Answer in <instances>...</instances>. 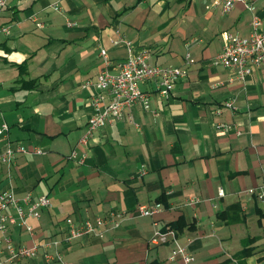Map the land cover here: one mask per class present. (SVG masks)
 <instances>
[{
    "label": "crops",
    "instance_id": "0c3cea01",
    "mask_svg": "<svg viewBox=\"0 0 264 264\" xmlns=\"http://www.w3.org/2000/svg\"><path fill=\"white\" fill-rule=\"evenodd\" d=\"M249 5L237 2L223 14L210 0H7L0 122L9 125L12 146L26 151L10 164L0 160V191L51 200L29 220L32 235L18 223L7 225V234L25 245L60 240L66 264H180L168 258L173 241L148 240L181 218L175 236L194 256L190 264H264V66L241 80L211 63L226 33L248 35L254 14L264 21V0ZM124 41L147 49L152 64L184 66L186 52L194 62L165 99L153 82H139L155 115L136 103L133 123H107L81 145L95 93L83 84L104 64L101 48L112 61L128 56ZM226 100L236 109L223 107ZM219 122L241 133L217 130ZM4 143L0 135V152ZM188 197L200 201L187 205ZM151 203L160 211L135 215ZM112 211L123 213L118 226L63 241L67 219L80 224ZM43 252L6 264H59L46 263Z\"/></svg>",
    "mask_w": 264,
    "mask_h": 264
},
{
    "label": "built area",
    "instance_id": "2783aa9c",
    "mask_svg": "<svg viewBox=\"0 0 264 264\" xmlns=\"http://www.w3.org/2000/svg\"><path fill=\"white\" fill-rule=\"evenodd\" d=\"M251 1L253 0H210V6L226 14L232 10L237 2H241L252 9V6L249 5ZM6 4L7 0H0V12ZM52 6L56 10L60 9L57 2H54ZM38 25H42V23H38ZM66 25L71 26L72 22L68 21ZM8 32L9 26L0 25V33L8 34ZM124 42L128 47V56L123 60L112 61L106 54V50L101 48L100 54L104 64L93 81L88 80L83 84V86L91 84L95 88V93L90 97L93 112L88 118L83 135L79 139L81 145H86L94 131L107 123L115 120L133 123L131 109L134 104L139 103L144 110H150L149 92L143 91L139 87V82H153V91L159 98L165 99L172 93L175 83L186 75L187 64L194 62L190 53L186 52L184 66L152 64L149 61L147 49L140 48L134 51L129 42ZM211 63L233 69L235 76L241 80L248 77L255 67L264 66V21L254 14L251 19V32L248 35L226 33L221 51L211 59ZM223 107L236 109L232 100L224 101ZM150 111L154 115L156 114V111ZM216 113H220V108L216 109ZM215 127L220 131H229L233 128L236 134L241 133L236 126L230 123L219 122ZM0 135L5 142V149L0 152V160L10 164L15 160L16 153L25 152L26 149L18 143L14 147L12 146L9 139V125L5 121L0 122ZM33 152L40 153L41 149L35 148ZM84 156L85 154H81L79 158L83 159ZM74 157H76L75 150L69 155V158ZM144 172L145 169L140 170V174ZM253 191V189H249L250 193ZM218 194L222 195V189H219ZM259 196L263 197L262 193ZM199 201L198 197H188L184 203L195 205ZM50 206L51 200L46 193L34 195L28 191L17 196L11 189L0 191V224H4L1 228L2 236H0V264L34 258L37 256L40 247L44 249L42 257L46 263L66 264L59 249L60 240H43L40 243L34 242L31 245H25L15 242L7 234V225L18 223L32 235L33 230L29 220L40 217L42 211ZM159 208L157 203L141 204L136 207L135 214L152 216L160 210ZM122 215V212L112 211L108 213L107 217L98 215L80 224L67 219L69 228L63 241L69 242L86 234L102 235L107 223L111 227L118 226ZM170 240L175 243V246L169 255V259H178L180 264H190L194 256L185 245L176 240L173 230L163 232L156 229L150 237V243L153 245L166 243ZM49 248L51 250H48Z\"/></svg>",
    "mask_w": 264,
    "mask_h": 264
},
{
    "label": "rangeland",
    "instance_id": "374dc122",
    "mask_svg": "<svg viewBox=\"0 0 264 264\" xmlns=\"http://www.w3.org/2000/svg\"><path fill=\"white\" fill-rule=\"evenodd\" d=\"M99 52H100V51H99ZM106 54H107V51H106ZM100 55H101V54H100ZM107 55H108V54H107ZM108 57H109V56H108ZM213 57H214V56H213ZM213 57H212V58H213ZM116 61H117V60H116ZM178 66H179V65H178ZM82 135H83V134H82ZM80 138H81V137H80ZM159 209H161V208H159ZM159 211H160V210H159ZM159 211H158V212H159ZM155 214H156V213H155ZM155 214H154V215H155ZM135 215H136V214H135ZM152 216H153V215H152ZM152 216H141V217H152ZM155 230H156V229H155ZM158 230H160V229H158ZM166 230H173V229H171V228H167V229L160 230V231L165 232ZM173 231H174V230H173ZM174 232H175V231H174ZM152 233H153V232H152ZM151 235H152V234H151ZM151 235H150V237H151ZM175 235H176V233H175ZM150 237H149V240H148V241H149V244L152 245V246H157V245H153V244L150 243ZM170 241H172V240H170ZM166 243H167V242H166ZM161 244H165V243H161ZM158 245H160V244H158ZM174 246H175V243H174ZM173 248H174V247H173ZM173 248H172V249H173ZM172 249H171V251H172ZM187 249H188V248H187ZM188 251H189V250H188ZM170 253H171V252H170ZM169 255H170V254H169ZM168 258H169V256H168ZM170 260H171V259H170ZM175 260H176V259H175Z\"/></svg>",
    "mask_w": 264,
    "mask_h": 264
},
{
    "label": "trees",
    "instance_id": "16d2710c",
    "mask_svg": "<svg viewBox=\"0 0 264 264\" xmlns=\"http://www.w3.org/2000/svg\"><path fill=\"white\" fill-rule=\"evenodd\" d=\"M182 224V219H178L176 222L172 223V225L168 228H171L173 229L175 232H177L176 230H179L180 229V226Z\"/></svg>",
    "mask_w": 264,
    "mask_h": 264
}]
</instances>
